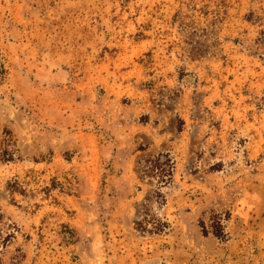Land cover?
Instances as JSON below:
<instances>
[{
  "label": "rangeland",
  "instance_id": "obj_1",
  "mask_svg": "<svg viewBox=\"0 0 264 264\" xmlns=\"http://www.w3.org/2000/svg\"><path fill=\"white\" fill-rule=\"evenodd\" d=\"M0 264H264V0H0Z\"/></svg>",
  "mask_w": 264,
  "mask_h": 264
},
{
  "label": "trees",
  "instance_id": "obj_2",
  "mask_svg": "<svg viewBox=\"0 0 264 264\" xmlns=\"http://www.w3.org/2000/svg\"><path fill=\"white\" fill-rule=\"evenodd\" d=\"M159 161V160H158ZM160 162H161V160H160ZM166 161H164V162H161V164H160V166L162 167V166H166ZM215 234L217 235V236H221L222 234H221V232H219L218 230H216L215 231Z\"/></svg>",
  "mask_w": 264,
  "mask_h": 264
}]
</instances>
